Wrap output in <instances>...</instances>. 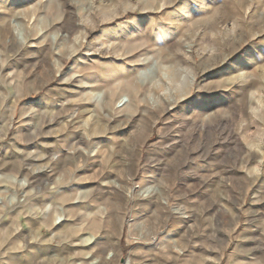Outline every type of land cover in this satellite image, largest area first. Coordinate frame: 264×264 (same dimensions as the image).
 <instances>
[{"label": "rangeland", "instance_id": "obj_1", "mask_svg": "<svg viewBox=\"0 0 264 264\" xmlns=\"http://www.w3.org/2000/svg\"><path fill=\"white\" fill-rule=\"evenodd\" d=\"M127 259L264 264V0H0V264Z\"/></svg>", "mask_w": 264, "mask_h": 264}, {"label": "bare ground", "instance_id": "obj_2", "mask_svg": "<svg viewBox=\"0 0 264 264\" xmlns=\"http://www.w3.org/2000/svg\"><path fill=\"white\" fill-rule=\"evenodd\" d=\"M130 27V26H129ZM133 29V28H132ZM132 31V30H131ZM130 31V32H131ZM129 32V33H130ZM133 33V32H132ZM108 37V36H107ZM106 37V38H107ZM111 37V36H110ZM109 37V38H110ZM122 38V37H121ZM110 41V40H109ZM108 41V42H109ZM128 41V40H127ZM118 54H120V53H118ZM106 70V69H105ZM109 70V69H108ZM118 71V70H117ZM106 73V72H105ZM121 73H123V72H121ZM121 73H120V70H119V74H120V76H121ZM102 74H103V71H102ZM118 74V75H119ZM123 76V75H122ZM99 77V76H98ZM102 78V77H101ZM97 79V78H96ZM114 79V78H113ZM122 79V78H121ZM112 80V79H111ZM106 81V80H105ZM94 82H96V80L94 81ZM114 82H115V80H114ZM99 83H101L100 81H99ZM110 86V85H109ZM118 86H119V84H118ZM115 89V88H114ZM113 89V90H114ZM90 90V89H89ZM93 90V89H92ZM110 91V92H109ZM109 91H105L104 92V97H107V98H109V99H111V98H114V96L112 95V89L110 90L109 89ZM117 91V90H116ZM106 98V99H107ZM101 99V96L100 95H94V100L96 101V102H98L99 100ZM113 101V100H112ZM94 102V101H93ZM95 103V102H94ZM118 103H120V106H121V108H128V107H130L131 106V98H130V96L129 95H122V96H120L119 97V102ZM118 107V106H117ZM97 116L99 115V112H98V109H96V110H94L93 111ZM146 122V121H145ZM143 127V126H142ZM122 264H131V261L129 260V259H127V260H125V261H123L122 262Z\"/></svg>", "mask_w": 264, "mask_h": 264}]
</instances>
